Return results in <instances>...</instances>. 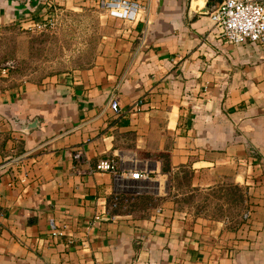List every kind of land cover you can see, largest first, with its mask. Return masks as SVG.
Returning <instances> with one entry per match:
<instances>
[{"label": "crops", "instance_id": "crops-1", "mask_svg": "<svg viewBox=\"0 0 264 264\" xmlns=\"http://www.w3.org/2000/svg\"><path fill=\"white\" fill-rule=\"evenodd\" d=\"M100 1L0 0V23ZM134 1L89 65L0 91V264H264V46L220 37L210 12L223 0ZM157 151L246 185L249 215L167 203ZM101 158L135 188L93 170ZM134 162L155 176L132 178ZM136 191L153 201L110 203Z\"/></svg>", "mask_w": 264, "mask_h": 264}, {"label": "rangeland", "instance_id": "rangeland-1", "mask_svg": "<svg viewBox=\"0 0 264 264\" xmlns=\"http://www.w3.org/2000/svg\"><path fill=\"white\" fill-rule=\"evenodd\" d=\"M54 12L45 19L32 21L26 15L0 23V91L12 82H47L89 65L108 33L125 22L112 16L101 1L80 9L57 5ZM174 171L160 179L166 182L164 200L177 209L232 221L241 219L249 209L246 185L197 179L189 166ZM149 175L155 176L154 172Z\"/></svg>", "mask_w": 264, "mask_h": 264}, {"label": "built area", "instance_id": "built-area-1", "mask_svg": "<svg viewBox=\"0 0 264 264\" xmlns=\"http://www.w3.org/2000/svg\"><path fill=\"white\" fill-rule=\"evenodd\" d=\"M101 4L109 10L112 16L125 20H134L143 7L141 3L134 0H101ZM210 17L220 37L224 40L232 43H254L264 46V0H223L210 12ZM108 105L114 111L120 109L115 96L110 98ZM140 105V102L136 101L135 109L138 110ZM73 157L80 159L81 151L76 150ZM92 169L114 172L116 180L120 182L121 189H125L124 187L135 188L132 185L122 184L123 175L121 172H117L114 158H101ZM128 172L132 178L148 180L150 169L146 166H137L134 162ZM112 205L115 206V202H112ZM248 215L249 210H246L242 217L245 218Z\"/></svg>", "mask_w": 264, "mask_h": 264}, {"label": "trees", "instance_id": "trees-1", "mask_svg": "<svg viewBox=\"0 0 264 264\" xmlns=\"http://www.w3.org/2000/svg\"><path fill=\"white\" fill-rule=\"evenodd\" d=\"M155 157L161 161V173L172 175L176 168H183L187 165L181 164L177 167H174L170 163L169 153L166 151H157L155 152ZM137 198H139L142 202H152V196L149 194H144V192L134 193V192H122L118 194H113L110 198V203L115 202L118 206L121 205H132L137 202ZM115 205V206H116Z\"/></svg>", "mask_w": 264, "mask_h": 264}]
</instances>
